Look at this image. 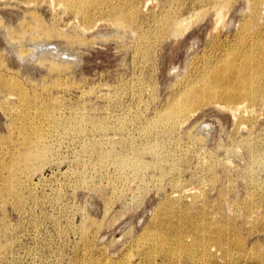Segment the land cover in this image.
<instances>
[{
  "label": "rangeland",
  "instance_id": "obj_1",
  "mask_svg": "<svg viewBox=\"0 0 264 264\" xmlns=\"http://www.w3.org/2000/svg\"><path fill=\"white\" fill-rule=\"evenodd\" d=\"M126 1L110 0L135 8L137 26L112 29L103 22L112 11L96 3L94 28L85 32L82 18L56 2L0 0V74L26 93L20 102L0 85V188L12 189L0 197V264H192L189 254L210 264H264V93L245 101L246 111L207 101L172 129L143 130L183 98L193 77L228 54L256 51L264 0ZM215 13L221 20L208 34ZM168 14L178 21L175 33L150 48L135 39L156 34ZM37 17L48 34L35 43ZM6 36L21 55L74 66L56 72L37 57L23 63ZM258 75L264 83V68ZM31 125L40 137L25 135ZM167 205L179 209L168 224L191 218V226H210L211 235L200 233L201 246L179 261L139 244ZM229 223L237 234L221 229Z\"/></svg>",
  "mask_w": 264,
  "mask_h": 264
},
{
  "label": "bare ground",
  "instance_id": "obj_2",
  "mask_svg": "<svg viewBox=\"0 0 264 264\" xmlns=\"http://www.w3.org/2000/svg\"><path fill=\"white\" fill-rule=\"evenodd\" d=\"M25 1H27L28 3L35 4V1L38 0H25ZM49 1L56 2L59 6L62 5V7L65 10L72 12V14H74L75 16L81 17L83 20V25L84 27H86V30H83L85 32H89L94 28L92 27L91 29H88L91 26V24L94 23L95 21L94 19L95 12H92V10L97 8L94 7L96 3L105 4L107 5V8L109 7L110 10L112 11L107 13L106 18L103 21V22L105 21L107 22L106 25H111L110 27H112V29L114 30L118 29V31L123 32L126 30H130L131 26L138 25L137 16H136L137 12L135 11V8L128 7L127 5L123 7H119L117 5L111 4L110 0H49ZM128 1L134 2V0H128ZM148 1L149 0H147V4ZM163 1L170 2L172 0H163ZM123 2L127 3L126 0H123ZM222 2L228 5V3L231 2V0H223ZM256 2L257 1H253L251 5L252 20L255 17V14L257 13ZM262 3L264 5V1H262ZM120 9H126V11ZM29 10L32 12L34 10V7H30ZM137 11L139 13L138 9ZM28 17H30V15ZM220 20H221L220 15L218 13H215L212 17V25H213L212 29L208 31V34H210V32L216 28ZM177 22H178L177 20H174V16H171L170 14L164 15L161 21L159 22V24L157 25L159 31L156 34L152 36L149 33L139 34V38L135 36V39L139 41V43L141 42L143 45H145V47L150 48L155 41L165 38L167 34L175 33L177 30H173V26ZM35 23H36V27L34 32L38 33V36H32V38L30 36L26 39V41L31 38L33 42L35 40V43H36V39L37 40L41 39L44 42L43 39L44 37L47 36L48 31L46 27L43 25V21L39 17L35 19ZM2 25H3V20L0 17V29ZM3 42H5V44L10 48L11 51L9 52L13 55V57L23 63L31 64L32 62L31 59L37 57L38 60H36L37 58L34 59L36 60L35 61L36 63L39 62L40 64L47 65L56 72H63L66 69V66L68 65L74 66V63H66L59 59L53 60L46 58L44 59L41 56L38 57L34 53H31L32 51L31 52L27 51L25 54L21 55L17 50L18 48H15L17 41L12 40L8 36L3 38ZM38 42L41 43L40 41ZM70 43L71 44L68 45H71L72 47L75 46L74 45L75 42H70ZM255 43L257 49L254 53H247L245 51H240V52H236L232 57L231 55L228 54L225 58L221 60V62L219 63L220 66L218 68L211 70L209 73H206L201 77H199V75L193 77L188 84L190 88L184 94L183 98L174 101L173 103L170 104V107H168L164 113L157 115L155 117L156 120L154 122H151L149 125L143 128L144 133L154 132L159 127H164L163 124L168 125L169 128L172 129L173 125L177 123V119L181 115L187 113L188 111H191L195 107L205 104L207 101L219 102L228 105L235 104V106H237V110L246 111V109L249 106L248 107L244 106L245 105L244 102L245 101L247 102V100H249L250 102L251 100L254 101L256 100V96L258 94L264 93V83L263 82L258 83L261 80V76H259L258 74H260L261 70L264 68V36H261L258 40H256ZM64 47L67 48L66 46ZM28 49L31 50L30 48ZM48 51L50 52V49H48ZM72 51L70 52L72 53ZM252 63H254L255 65H252ZM0 85L4 86V88L10 91L17 92L18 100L20 102L24 101L26 97V93L23 91V89L17 82H15L12 79H5L3 78V75L0 74ZM41 115L44 117L43 119L45 121L51 123L52 127L58 128L60 126V123H58L57 120L54 121L52 119L51 112L47 113L42 111ZM100 126L101 124L97 123L94 127L97 128L98 130H103L104 128L103 127L101 128ZM25 135H29V136L35 135L34 137L38 138L40 137V131L38 130L37 126L35 127L31 125L25 130ZM39 154L41 153L39 152ZM125 164H126L125 161L121 162V165L123 167H125ZM133 166L139 168L141 167V163L136 162ZM141 170L142 169H134L133 171L135 173H139L141 172ZM11 190L12 189H9L8 184L5 183L4 187L0 188V197H2L5 194H8ZM165 209L167 210H165V212L162 215L157 213L155 217V221L157 223L152 225L150 229L144 232V234L139 239V244L141 245L142 248L146 246L153 247L163 257L168 256L176 261H179L184 259L188 253L194 252L198 247L201 246L202 241H201L200 233L207 234L208 236L211 235L210 226L204 220L200 222H196L197 224L200 225L196 224V226H191L190 224L193 222L190 218L187 219V223L177 228L175 227V225L177 224H168L170 222L168 220L169 219L168 214H171L173 212L176 213L178 212L179 209H174L170 205H167ZM221 229L223 231L232 230L235 234L238 233L236 227L231 223H229V226L222 227ZM185 234H189L191 238V241L189 243H185L183 240V236ZM235 241H236V245L238 247H241V243L239 242V240L236 239ZM217 243L220 244L219 239L217 240ZM190 255L191 254H189L188 257L191 259L190 261L192 262V264H197L196 261H202L194 256L191 257ZM198 255H203V249L201 250V253H199ZM210 262L211 261L206 259L205 261H202V264H210ZM121 264H133V263H131V261L129 260L124 259Z\"/></svg>",
  "mask_w": 264,
  "mask_h": 264
}]
</instances>
